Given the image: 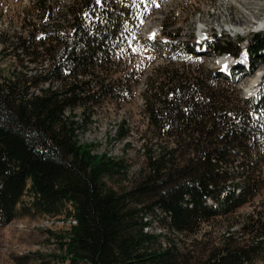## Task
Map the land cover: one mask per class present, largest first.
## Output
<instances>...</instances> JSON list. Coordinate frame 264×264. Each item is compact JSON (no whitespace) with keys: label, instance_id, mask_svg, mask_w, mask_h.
Wrapping results in <instances>:
<instances>
[{"label":"trees","instance_id":"obj_1","mask_svg":"<svg viewBox=\"0 0 264 264\" xmlns=\"http://www.w3.org/2000/svg\"><path fill=\"white\" fill-rule=\"evenodd\" d=\"M132 9L124 0H32L25 36L1 42L20 69L6 76L0 69V227L17 213L63 215L68 228L57 238L69 264H189L175 243L148 232V217L159 215L168 232L194 235L251 203L260 188L264 75L252 98L231 103L199 72L176 64L193 54L194 41L190 49L168 40L151 42L168 50L176 68L164 69L144 104L150 125L170 130L173 146L148 158V173L132 188L119 193L108 184L127 167L79 142L84 128L75 111L130 91L113 76L115 54L131 37ZM203 43L235 59L244 52L251 74L264 62V34L236 41L213 34ZM176 153L181 161L171 160ZM251 255L227 245L200 264H246Z\"/></svg>","mask_w":264,"mask_h":264},{"label":"rangeland","instance_id":"obj_2","mask_svg":"<svg viewBox=\"0 0 264 264\" xmlns=\"http://www.w3.org/2000/svg\"><path fill=\"white\" fill-rule=\"evenodd\" d=\"M31 1L0 0V69L5 76L20 68L1 42L25 36L22 19ZM47 2L52 4L53 0ZM124 3L133 6L134 22L131 37L115 54L118 63L115 67L120 72L113 79L125 78L123 90L130 86V91H122L116 101L103 100L93 108L86 105L75 111L84 128L79 132V142L93 144L94 153L121 159L127 167L126 174L108 181L119 193L132 188L148 173L149 157L155 158L160 150L169 151L173 146L171 131L153 128L145 111L144 100L153 83L162 79L165 68H176L172 57L166 58L168 50L161 48L159 42L151 41L168 40L180 42L182 46L194 41L193 54L181 57L176 64L185 72H199L231 103L252 98L260 83L251 93L247 87L257 73L264 75V62L251 74L245 65L244 52L235 59L214 54L203 43L213 34L231 41L248 39L254 33L264 34V29L259 28L264 23V0H124ZM161 26L168 28L163 32ZM202 29L204 32L200 31ZM234 29L246 30L237 34ZM187 48L191 49V44ZM180 155L176 153L171 160L181 161ZM257 181L260 188L251 203L228 216L201 224L194 235L168 232L159 215L148 217L151 221L148 232L161 235L162 242L167 238L175 243L189 264H200L212 251L222 250L227 245L250 251L252 257L246 264H264V236H261L264 230L257 231L259 224L264 223V171L259 172ZM30 201L28 194L22 198L25 204ZM66 228L68 224L63 215L17 213L10 224L0 227V264H69L62 259L64 253L57 238Z\"/></svg>","mask_w":264,"mask_h":264},{"label":"bare ground","instance_id":"obj_3","mask_svg":"<svg viewBox=\"0 0 264 264\" xmlns=\"http://www.w3.org/2000/svg\"><path fill=\"white\" fill-rule=\"evenodd\" d=\"M259 28H261V29H264V23H261L260 25H259ZM245 30L246 29H234V32L235 33H237V34H239V33H242V32H245ZM258 30H260V29H258ZM201 32H204V30L202 29V30H200ZM261 31V30H260ZM222 56H224V55H222ZM224 59V58H223ZM227 60V59H226ZM219 61H221V59L219 60ZM223 61V60H222ZM224 62V61H223ZM228 62V61H227ZM229 63V62H228ZM228 63H227V65H228ZM261 77H262V73L260 72V73H257L252 79V82H251V84L247 87V91H248V93L250 92H254L255 91V89H257L258 88V86H259V83H260V80H261Z\"/></svg>","mask_w":264,"mask_h":264},{"label":"snow or ice","instance_id":"obj_4","mask_svg":"<svg viewBox=\"0 0 264 264\" xmlns=\"http://www.w3.org/2000/svg\"><path fill=\"white\" fill-rule=\"evenodd\" d=\"M98 2H99V0H98Z\"/></svg>","mask_w":264,"mask_h":264}]
</instances>
